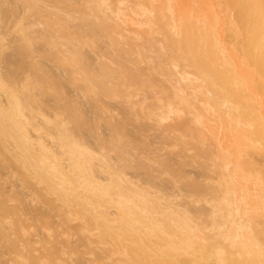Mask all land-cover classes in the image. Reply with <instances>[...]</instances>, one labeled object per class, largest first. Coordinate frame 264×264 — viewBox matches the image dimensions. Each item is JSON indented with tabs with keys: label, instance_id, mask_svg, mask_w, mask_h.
Here are the masks:
<instances>
[{
	"label": "bare ground",
	"instance_id": "6f19581e",
	"mask_svg": "<svg viewBox=\"0 0 264 264\" xmlns=\"http://www.w3.org/2000/svg\"><path fill=\"white\" fill-rule=\"evenodd\" d=\"M222 5L252 62L186 12L175 31L152 0H0V264L124 263L109 220L73 224L92 153L231 152L234 169H264V0ZM209 98L218 122L201 125Z\"/></svg>",
	"mask_w": 264,
	"mask_h": 264
},
{
	"label": "rangeland",
	"instance_id": "374dc122",
	"mask_svg": "<svg viewBox=\"0 0 264 264\" xmlns=\"http://www.w3.org/2000/svg\"><path fill=\"white\" fill-rule=\"evenodd\" d=\"M152 1L175 31L182 32L185 27L177 19L186 12L185 16L190 17L187 26L191 20L196 21L194 31H206L215 43L225 45L232 53L237 47L250 48L247 55L251 62L256 57L258 52L250 42L237 43L229 37L237 13H228L225 6L221 7L224 0H171V11L162 0ZM246 24L254 23L247 20ZM218 31L225 37L220 38ZM249 70L244 73L249 74ZM203 73L207 74L208 69ZM212 102L209 98L203 107L207 117L201 119V125L218 122L217 107ZM169 110L171 114L175 108ZM221 132L224 146L230 141ZM233 155L159 151L155 157L152 152L135 151L84 156L82 160H90V164L84 176L77 173L82 178L75 185L73 224L88 221L95 226L109 220L102 234L110 237L119 233L121 238L113 262L264 264V169H234L230 165ZM79 183L89 186L81 198ZM167 247L183 252L178 262L162 256Z\"/></svg>",
	"mask_w": 264,
	"mask_h": 264
}]
</instances>
